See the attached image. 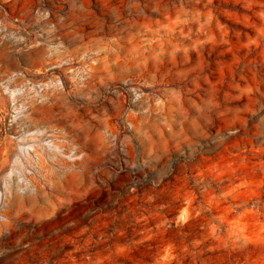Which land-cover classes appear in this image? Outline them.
Here are the masks:
<instances>
[{"label":"rangeland","instance_id":"rangeland-1","mask_svg":"<svg viewBox=\"0 0 264 264\" xmlns=\"http://www.w3.org/2000/svg\"><path fill=\"white\" fill-rule=\"evenodd\" d=\"M0 22V264H264V0H0Z\"/></svg>","mask_w":264,"mask_h":264},{"label":"built area","instance_id":"built-area-1","mask_svg":"<svg viewBox=\"0 0 264 264\" xmlns=\"http://www.w3.org/2000/svg\"><path fill=\"white\" fill-rule=\"evenodd\" d=\"M3 26L0 22V32H3ZM13 36V35H11ZM21 40L23 39L22 37H20ZM70 62H66L64 63V65H69ZM61 65V64H60ZM71 70V68L69 69ZM50 85H54V86H57V88H62V81L59 79V78H53V77H49V78H45L39 82H36V87L37 90L39 92L43 91V89L47 86H50ZM24 89H22L23 91ZM4 194L2 193V191L0 190V220H3L4 219V215L1 213L2 209H3V203H4Z\"/></svg>","mask_w":264,"mask_h":264},{"label":"bare ground","instance_id":"bare-ground-1","mask_svg":"<svg viewBox=\"0 0 264 264\" xmlns=\"http://www.w3.org/2000/svg\"><path fill=\"white\" fill-rule=\"evenodd\" d=\"M5 89L7 90L8 88H5ZM11 92H12V95H14L16 92H18V90H11ZM44 133H45L44 132V129L37 128V129H30L28 135H34V136L39 137V136H42ZM46 147L48 149H50V150H53L55 148V146H53L50 141H47ZM34 148H35V145H30V146L22 147L21 152L28 154L29 153V150L32 151V152H34ZM56 148L58 150H60L58 147H56Z\"/></svg>","mask_w":264,"mask_h":264}]
</instances>
